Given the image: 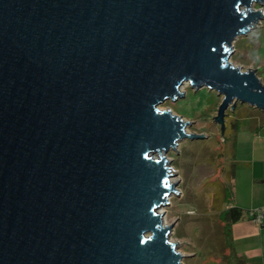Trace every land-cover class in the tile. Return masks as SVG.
Masks as SVG:
<instances>
[{
    "label": "water",
    "instance_id": "95a60500",
    "mask_svg": "<svg viewBox=\"0 0 264 264\" xmlns=\"http://www.w3.org/2000/svg\"><path fill=\"white\" fill-rule=\"evenodd\" d=\"M263 0H0V264H181L159 210L184 85L264 111L229 60ZM176 151V150H175Z\"/></svg>",
    "mask_w": 264,
    "mask_h": 264
},
{
    "label": "rangeland",
    "instance_id": "374dc122",
    "mask_svg": "<svg viewBox=\"0 0 264 264\" xmlns=\"http://www.w3.org/2000/svg\"><path fill=\"white\" fill-rule=\"evenodd\" d=\"M260 8L264 11V0L253 5V9ZM233 49L231 63L242 70L260 67L257 72L264 84V17L247 35L235 39ZM181 91L184 97L167 100L160 109L181 116L191 123L188 133L203 134L205 138L182 139L176 149L166 154L172 168L169 181L177 182L163 206L168 226L173 223L169 238L177 243L181 264H235L221 214L215 212L213 216V208L224 209L228 203L220 187L225 183L230 188L223 174L227 170L236 173L230 189L232 202L248 200L264 185L259 181L264 160L254 154V148L264 147V138L254 135L264 111L237 102L233 109L226 110L221 138L220 126L214 120L221 96L207 88L193 90L188 85ZM261 132L264 134V129Z\"/></svg>",
    "mask_w": 264,
    "mask_h": 264
},
{
    "label": "crops",
    "instance_id": "0c3cea01",
    "mask_svg": "<svg viewBox=\"0 0 264 264\" xmlns=\"http://www.w3.org/2000/svg\"><path fill=\"white\" fill-rule=\"evenodd\" d=\"M258 68L260 69V67ZM254 135L256 138H264V134L261 131L255 132ZM254 154L257 156L258 160L263 161L264 147L260 146V148H254ZM234 171L227 170V173L223 172L230 188L226 187L225 183H221L220 187L223 192V199L228 203L226 202L227 205L224 209L214 207L213 216L215 215V212H220L219 214H221L223 210L232 207L243 211L245 209L264 206V185H261V187L256 190V194L254 193L248 200L241 201L235 199V201L232 202L233 195L231 194L232 192H230V189L236 174ZM259 181L264 184V171L261 172ZM225 188L228 189L227 196L225 195ZM222 226L224 228L228 226L229 240L232 248L231 256L234 259L235 264H264V226L256 225L253 221L247 218H239L237 220L230 218L229 221H222Z\"/></svg>",
    "mask_w": 264,
    "mask_h": 264
},
{
    "label": "trees",
    "instance_id": "16d2710c",
    "mask_svg": "<svg viewBox=\"0 0 264 264\" xmlns=\"http://www.w3.org/2000/svg\"><path fill=\"white\" fill-rule=\"evenodd\" d=\"M259 120H260V122L259 121L257 122L258 125L256 126L257 128H256L255 132H258V131H261L262 129H264V117L259 119ZM232 128L236 129L235 123H233ZM233 144H235V141H234ZM233 171L234 170L232 169V172ZM225 195L226 196L228 195V189L227 188H225ZM247 211H248V209H245V210L241 211L240 209L232 207V208L223 210L221 212V219H222V221L226 222V221H229L230 218L233 219V220H237L239 218H247L246 217V212ZM225 231L229 235L228 226H227V228L225 227Z\"/></svg>",
    "mask_w": 264,
    "mask_h": 264
},
{
    "label": "built area",
    "instance_id": "2783aa9c",
    "mask_svg": "<svg viewBox=\"0 0 264 264\" xmlns=\"http://www.w3.org/2000/svg\"><path fill=\"white\" fill-rule=\"evenodd\" d=\"M258 69L259 68L257 67L255 70L257 71ZM246 217L247 219L253 221L256 225L264 226V206L248 209Z\"/></svg>",
    "mask_w": 264,
    "mask_h": 264
},
{
    "label": "bare ground",
    "instance_id": "6f19581e",
    "mask_svg": "<svg viewBox=\"0 0 264 264\" xmlns=\"http://www.w3.org/2000/svg\"><path fill=\"white\" fill-rule=\"evenodd\" d=\"M184 86H187V85H184ZM170 172H172V168L170 169ZM171 182L172 181L170 180L169 183L171 184ZM165 212H166V210H163V207L159 210V213H162L161 221H162L163 225L168 226V224H167V215L165 214ZM177 251H178V249H177Z\"/></svg>",
    "mask_w": 264,
    "mask_h": 264
}]
</instances>
